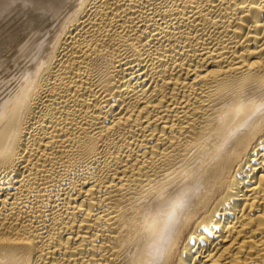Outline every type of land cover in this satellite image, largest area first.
Here are the masks:
<instances>
[{
	"label": "bare ground",
	"instance_id": "bare-ground-1",
	"mask_svg": "<svg viewBox=\"0 0 264 264\" xmlns=\"http://www.w3.org/2000/svg\"><path fill=\"white\" fill-rule=\"evenodd\" d=\"M0 264H264V0H0Z\"/></svg>",
	"mask_w": 264,
	"mask_h": 264
}]
</instances>
